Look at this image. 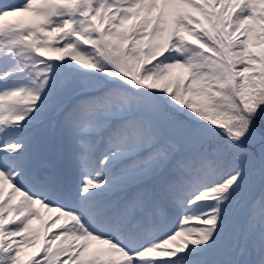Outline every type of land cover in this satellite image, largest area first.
<instances>
[{
	"label": "snow or ice",
	"instance_id": "1",
	"mask_svg": "<svg viewBox=\"0 0 264 264\" xmlns=\"http://www.w3.org/2000/svg\"><path fill=\"white\" fill-rule=\"evenodd\" d=\"M0 264H264V0H0Z\"/></svg>",
	"mask_w": 264,
	"mask_h": 264
}]
</instances>
